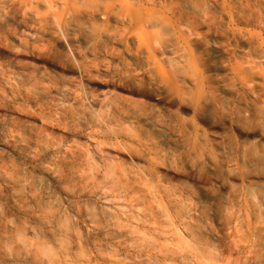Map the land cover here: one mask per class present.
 Here are the masks:
<instances>
[{
    "label": "clouds",
    "instance_id": "obj_1",
    "mask_svg": "<svg viewBox=\"0 0 264 264\" xmlns=\"http://www.w3.org/2000/svg\"><path fill=\"white\" fill-rule=\"evenodd\" d=\"M0 264H264V0H0Z\"/></svg>",
    "mask_w": 264,
    "mask_h": 264
}]
</instances>
